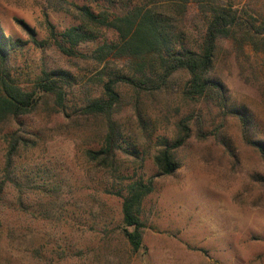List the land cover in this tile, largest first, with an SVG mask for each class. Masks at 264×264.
<instances>
[{
	"label": "rangeland",
	"instance_id": "1",
	"mask_svg": "<svg viewBox=\"0 0 264 264\" xmlns=\"http://www.w3.org/2000/svg\"><path fill=\"white\" fill-rule=\"evenodd\" d=\"M102 1L0 0L4 34L23 42L6 63L14 82L32 90L42 70L62 69L74 76L67 97L71 102L94 95L100 68L63 55L52 44L50 31L76 23L73 4ZM221 1L238 9L242 18L264 12V0ZM18 21L33 30L38 44ZM177 27L183 43L197 40L203 16L195 0ZM214 71L231 104L247 112L250 136L264 142V38L220 41ZM185 79L184 74L175 76L172 86ZM120 92V126L142 144L144 153L141 166L128 173L153 178V191L141 205L143 247L132 251L115 229L121 199L104 191L112 180L84 155L100 142L101 124L76 117L73 108L58 112L54 96L46 95L32 112L0 126L32 143L15 156L14 182L6 180L0 193V264H264V162L256 148L242 141L239 119L168 89L139 101L149 142L138 131L133 91ZM189 114L211 134L197 136L196 124H191L192 135L177 151L180 167L157 175L154 144L171 139L174 125ZM5 146L0 140V168ZM18 198L25 209H19Z\"/></svg>",
	"mask_w": 264,
	"mask_h": 264
},
{
	"label": "trees",
	"instance_id": "2",
	"mask_svg": "<svg viewBox=\"0 0 264 264\" xmlns=\"http://www.w3.org/2000/svg\"><path fill=\"white\" fill-rule=\"evenodd\" d=\"M190 1L103 0L96 4H73L76 23L60 32L51 30L52 44L63 55L80 57L100 68L93 81L94 95H84L74 102L67 98L72 92L69 88L75 85L74 76L66 70H42L32 90L14 82L6 63L10 52L21 47L23 42L4 34L0 26V126L8 119L32 112L46 95L54 96L58 112L64 114L73 108L76 117L99 122L103 128L101 140L94 148L86 149L84 155L87 162L112 180L104 191L121 199V218L115 229L134 252L143 247L141 205L153 191V178H145L142 173H128L130 167L141 166L144 153L142 144L120 126L117 115L123 104L121 89L133 91L132 111L139 122L138 131L149 142L147 127L141 125L144 123L140 99L176 89L186 100L216 108L223 116H236L240 121L242 141L256 148L264 162V142L250 136L247 112L231 104L226 85L214 71L220 41L264 38V12L256 18L250 14L242 18L238 9L221 0H195L203 16V28L194 43L186 44L181 41L183 37L177 26L184 21ZM18 22L33 43L38 44L33 30ZM120 57L127 61L117 64ZM179 74H184L186 79L174 88L172 81ZM193 123L197 136L206 138L211 134L201 129L200 120L193 114L181 118L174 125L171 139L163 137L154 144L152 159L157 175H170L180 167L177 151L192 135L190 125ZM0 140L6 145L0 168L1 193L6 180L14 182L11 173L15 156L32 143L21 134L2 132L1 127ZM18 203L20 210L26 208L21 198Z\"/></svg>",
	"mask_w": 264,
	"mask_h": 264
}]
</instances>
